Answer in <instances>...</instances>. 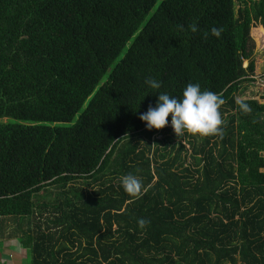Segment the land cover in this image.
Instances as JSON below:
<instances>
[{
	"label": "trees",
	"instance_id": "obj_1",
	"mask_svg": "<svg viewBox=\"0 0 264 264\" xmlns=\"http://www.w3.org/2000/svg\"><path fill=\"white\" fill-rule=\"evenodd\" d=\"M241 2L0 0V219L36 217L28 264H264V102L245 98L264 0ZM189 83L223 99L222 135L147 129Z\"/></svg>",
	"mask_w": 264,
	"mask_h": 264
},
{
	"label": "clouds",
	"instance_id": "obj_2",
	"mask_svg": "<svg viewBox=\"0 0 264 264\" xmlns=\"http://www.w3.org/2000/svg\"><path fill=\"white\" fill-rule=\"evenodd\" d=\"M190 30L196 32L197 27L191 25ZM221 31L220 28L213 27L211 34L219 37ZM146 83L150 89L161 87L160 82L152 78L148 79ZM222 104L223 99L218 94L201 90L199 84L189 83L179 97L170 96L166 92L159 93L155 106H149L147 111L139 116V119L145 123L149 130H159L170 124L176 136L184 132L201 136L222 135L220 126L223 121L219 111ZM242 107L247 108L246 105H242ZM169 115H171L170 121L168 120ZM263 154L264 152H262V156ZM120 182L126 192L141 193L142 182L136 176L127 174L121 178ZM147 223L148 221L145 219L138 220V225L141 228Z\"/></svg>",
	"mask_w": 264,
	"mask_h": 264
},
{
	"label": "rangeland",
	"instance_id": "obj_3",
	"mask_svg": "<svg viewBox=\"0 0 264 264\" xmlns=\"http://www.w3.org/2000/svg\"><path fill=\"white\" fill-rule=\"evenodd\" d=\"M241 5V0H237L236 8ZM250 35L255 46L253 50L255 69L253 73L254 80L250 84L248 83L245 98L254 97L260 102H264V28L262 29L260 26L252 27ZM245 65H247V61H244ZM78 185L84 186L81 183ZM56 192L55 187H48V194L45 199L52 200L55 198ZM36 220V217H25L21 221L20 229H18L14 218L0 219V264H28L27 250L22 247L18 236L22 234V231L29 233L31 229H35Z\"/></svg>",
	"mask_w": 264,
	"mask_h": 264
},
{
	"label": "built area",
	"instance_id": "obj_4",
	"mask_svg": "<svg viewBox=\"0 0 264 264\" xmlns=\"http://www.w3.org/2000/svg\"><path fill=\"white\" fill-rule=\"evenodd\" d=\"M168 120L170 121L171 118L168 119ZM165 127H166V128H169V130L173 131V129L171 128L170 124H169V125H166ZM160 138H162V131H161V130H160L156 135H154V136L152 137V140H151V142H152V147L154 146V142H153V141H155L156 139H160ZM263 157H264V154H263ZM261 171H264V165H263V167L261 168Z\"/></svg>",
	"mask_w": 264,
	"mask_h": 264
}]
</instances>
